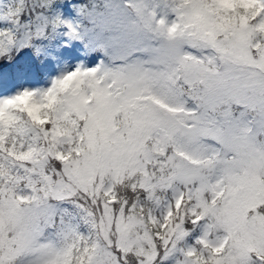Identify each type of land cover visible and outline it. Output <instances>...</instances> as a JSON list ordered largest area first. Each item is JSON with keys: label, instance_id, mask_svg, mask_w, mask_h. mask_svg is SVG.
I'll return each mask as SVG.
<instances>
[{"label": "snow or ice", "instance_id": "1", "mask_svg": "<svg viewBox=\"0 0 264 264\" xmlns=\"http://www.w3.org/2000/svg\"><path fill=\"white\" fill-rule=\"evenodd\" d=\"M59 2L0 0L84 57L0 93V264H264V0Z\"/></svg>", "mask_w": 264, "mask_h": 264}, {"label": "rangeland", "instance_id": "2", "mask_svg": "<svg viewBox=\"0 0 264 264\" xmlns=\"http://www.w3.org/2000/svg\"><path fill=\"white\" fill-rule=\"evenodd\" d=\"M71 2L72 0L68 1L67 5H64L65 8L58 6L59 11L66 20H71L74 16L73 9L70 7ZM54 41L56 45L53 52L46 53L44 60L42 63H38V66H33L27 71L23 68H18L13 69L10 73L0 74V93L12 94L23 88H47L51 79L56 77L61 69L67 66L68 70H72L77 63L84 59L81 55V45L68 41L62 35L56 36ZM65 44H67V47H65ZM201 236V229L192 230L186 238V244L190 247L196 246V241ZM170 264H174V262H170Z\"/></svg>", "mask_w": 264, "mask_h": 264}, {"label": "trees", "instance_id": "3", "mask_svg": "<svg viewBox=\"0 0 264 264\" xmlns=\"http://www.w3.org/2000/svg\"><path fill=\"white\" fill-rule=\"evenodd\" d=\"M64 2H65V0H61V2H59V3H64ZM45 43L47 45V48L51 51L53 49V46H54L52 41L50 43L49 42H45ZM41 56L43 58L44 55L42 54ZM42 58L41 57L38 58L37 56H34L33 53L31 52V50H24L16 58V61L14 64H7L5 62H0V69H8L12 65H19L21 67L22 66L21 63H23L25 66H28V65L32 64V62H31L32 60H33V62L41 63L43 60H40V59H42ZM25 62H27V63H25ZM37 63H35V64H37Z\"/></svg>", "mask_w": 264, "mask_h": 264}]
</instances>
